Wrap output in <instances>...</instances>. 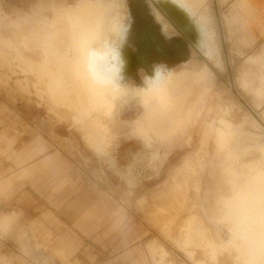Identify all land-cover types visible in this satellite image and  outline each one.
I'll use <instances>...</instances> for the list:
<instances>
[{
    "label": "bare ground",
    "instance_id": "bare-ground-1",
    "mask_svg": "<svg viewBox=\"0 0 264 264\" xmlns=\"http://www.w3.org/2000/svg\"><path fill=\"white\" fill-rule=\"evenodd\" d=\"M179 1H181L179 13L187 17V20L193 21L203 16L202 10L205 8L203 0ZM78 3L73 8L67 5L57 6L48 0H39L34 4L32 14L20 17V21L23 22L21 23L27 27L26 34L31 38V44L17 43L0 30V69L9 68V76L23 74V77L18 76L15 79L20 92L28 96L34 93L48 105L49 110L59 120L70 122L79 132L85 147L92 153L105 157L114 164L115 159L110 152L117 144L121 133L125 132L127 138L140 140L146 150L152 151L149 158L151 164L158 163L162 156L160 149L150 145L159 144L161 141L158 113H151L144 118L139 117L132 123L135 130L130 129L132 125L128 121L125 124L121 123L116 130L113 127L111 110L113 104L117 103L116 116L119 120L120 109L130 101L129 91L92 88L80 75L78 69L81 49L86 44L107 38L113 30L114 20L108 18L111 13L107 8L106 10L103 7L99 8L89 1L81 3L78 0ZM167 9L164 12L172 15ZM47 11L51 12V15H47ZM156 11L160 12L157 9ZM83 17L86 18L84 22L80 21ZM172 19L175 21L173 17ZM32 44L35 46H30ZM27 53L37 57L38 61L27 57ZM125 54L128 61L126 70L128 79L142 67L143 62L140 55L131 53L129 46L125 48ZM217 54L218 49L215 48L213 59H216V66L222 68L221 59ZM186 89L189 92L188 88ZM137 96L144 97L135 93L134 97ZM217 107L214 120L205 124L200 138L201 149L207 156H212L208 183V198L210 197L213 209L212 220L224 230L227 252L234 264H264V144L261 143L263 136L244 129L247 124L255 127L256 120L244 117V120L236 122L232 118L233 108L222 105ZM161 123L162 126L170 124L166 119ZM171 136L169 132H162V141ZM211 144L212 154L208 149ZM253 152H257L258 155L254 157ZM180 167L176 172L185 170L190 174L195 173L190 157L185 158ZM125 176L133 183V176L129 174ZM192 217L186 237L184 236L180 243L186 255L198 264H209L208 261L219 264L220 257L226 251L225 246L223 248L214 238L213 230L205 224L203 217L196 214ZM197 248L203 250L208 261L194 258ZM166 254V249L162 247V255Z\"/></svg>",
    "mask_w": 264,
    "mask_h": 264
},
{
    "label": "rangeland",
    "instance_id": "rangeland-1",
    "mask_svg": "<svg viewBox=\"0 0 264 264\" xmlns=\"http://www.w3.org/2000/svg\"><path fill=\"white\" fill-rule=\"evenodd\" d=\"M38 1L0 0L1 32L17 43L31 44L32 40L26 34L27 27L22 24L20 17L32 14V6ZM48 1L54 2L57 6L67 5L70 8L79 4L78 0ZM80 1L93 3V0ZM123 2V16L129 12L133 21V35L129 36L128 46L131 53L141 56L143 62L139 69L150 70L151 66L159 63L162 58L175 63L177 67H181L182 62L188 60L195 67L207 63L214 72L212 94L208 100L209 107H212L211 121L214 120L213 117L218 110L217 105L230 106L233 108L231 113H234L232 118L236 122L242 121L245 116L256 119L260 126L259 131L264 135L263 119L255 117L254 112L249 113L247 105L238 101L235 96L236 90L229 85L228 71L216 68L212 62L204 58L202 52L195 46L193 34L184 31L154 0H123ZM156 9L161 13L164 12V16L177 32L171 36L162 35V22L157 19ZM47 15H51V12L47 11ZM219 23L215 20L224 59L225 52ZM153 33L156 34V40L152 39ZM162 44L166 47V51L160 49ZM191 50H193L192 56H190ZM27 57L37 58L29 53ZM139 69L133 77L127 79L135 86H139L142 82ZM8 73L9 68L0 69V137H3L0 146L11 145L7 153L0 154V170L4 174H18V167L14 164L13 158L39 138L48 146L44 154L59 153V157L66 162L72 181L67 187L78 192H86L87 199L100 198L104 201L113 199L124 205L150 209L151 213L148 217L151 241L147 247L149 264H157L159 260L164 261L165 264H198L186 255L184 247L180 244L186 237L189 221L195 214L203 217L205 224L213 230L214 238L226 248L219 259V264H234L227 252L224 230L214 224L211 216L213 209L210 205V197L208 198V183L211 176L212 156H207L200 144L201 134L206 126V123L202 122L207 119L201 120L196 125L191 144L184 140H176L171 152L166 153L168 157L163 164L157 162L151 164L149 158L152 151L146 150L139 140L127 138L125 132H122L110 152L115 159V163L111 164L105 157H99L88 150L77 129L70 122L59 120L49 110L48 105L34 93L28 96L20 92L15 79L18 76L23 77V74H13L11 77ZM139 113V106L135 102H128L120 109L119 121L122 124L133 121ZM245 128L253 131L248 124ZM208 149L212 154L213 145H209ZM163 150L162 148V152ZM257 155V152H253L254 157ZM187 157L191 158L195 173L190 174L185 170L176 172ZM126 174L134 177L133 183L126 179ZM154 243L165 248L167 254L152 253L151 246ZM194 258L208 261L201 248H197ZM208 263L212 264L209 261Z\"/></svg>",
    "mask_w": 264,
    "mask_h": 264
},
{
    "label": "crops",
    "instance_id": "crops-1",
    "mask_svg": "<svg viewBox=\"0 0 264 264\" xmlns=\"http://www.w3.org/2000/svg\"><path fill=\"white\" fill-rule=\"evenodd\" d=\"M209 10L223 67L208 61L228 71L238 101L264 122V0H209ZM250 127L262 135L257 120ZM10 147L0 146V154ZM47 149L37 138L13 158L17 175L0 170V264H149L150 209L87 199L67 187L66 162ZM151 252L162 255V246L152 244Z\"/></svg>",
    "mask_w": 264,
    "mask_h": 264
},
{
    "label": "flooded vegetation",
    "instance_id": "flooded-vegetation-1",
    "mask_svg": "<svg viewBox=\"0 0 264 264\" xmlns=\"http://www.w3.org/2000/svg\"><path fill=\"white\" fill-rule=\"evenodd\" d=\"M203 1L205 3V4H203L205 8H204V10H202L203 16L200 19L196 18L193 21L187 20V17L185 18L179 13L180 12L179 9L181 7V1H179V0H172V1L158 0L157 2H159V4H161V6L163 8L162 11L166 12V9L168 8L169 11L172 12V15H171V13L169 15L175 19L176 23L183 30L185 29L184 31L193 34L195 37V40L198 37V39L195 41V46L198 47V49L202 52L204 58L207 61H208V59L212 61L213 57H214V55H213L214 50L216 48V49H218V52H219V47L217 45L215 31L213 30V28L211 26L209 0H203ZM160 2H162V3H160ZM91 4H94L99 8L103 7V8H105V10L107 8V10L110 11L111 15H108V18H110V19L112 18L114 20V22H112L113 23L112 24L113 29H114L115 25H117V23L119 22V19H121L123 17V11H122V9L124 7L123 0H93V3H91ZM156 16H157V19L162 22V26H163L162 27V35L167 34V35L171 36L175 32H177L176 28L172 25V23L170 21H168V19L164 16V12L161 13V12L156 11ZM66 21H67L66 22V29H67V27H68V16L66 17ZM80 21L84 22V21H86V18L83 17L80 19ZM163 24H165V25H163ZM112 26H111V28H112ZM198 31H200V33ZM130 35H133L132 28H131ZM152 35H153L152 39L156 40V34L153 33ZM160 49L162 51H166V47H164L163 44H162V46H160ZM192 51L193 50L190 51V56H192ZM32 59L34 61H38L37 58H32ZM160 62L167 65V67L169 69L168 77H167L165 83L163 84L162 88L158 92L153 93V94H149V95H144V97H138V96L134 97L135 93H137V92L129 91V93H130L129 94L130 95V101L129 102H131V101L135 102V104H137L140 108V113L133 121H128V122L131 123V125H132V127H130V129L135 130L136 128H135V126H133L132 123H134L135 120H137L139 117L144 118V117L150 115L151 113L152 114L158 113V117H159V128L158 129L161 133V141L159 144L152 143L150 145L153 146L154 148L160 149V154L162 156H161L158 163L163 164V162H165V160L168 157V156L166 157V153H168V151H169V153L171 152L173 144L176 142V140H178V139L184 140V141L191 144L193 139H194V131H195L196 125L201 120L203 121L204 119H207V120L203 121L202 122L203 124L204 123H211L210 113L212 111V107L211 108L209 107L208 100L212 94L214 73L207 63H204L200 67H195L194 65H191L189 63V60H188V61H183L181 67H177L176 64L174 65L173 62L167 61L165 58H162V60ZM222 67H223V65H222ZM136 72H135V74H136ZM133 76H129L128 78L133 77ZM195 77H196V79H194ZM191 80H192V82H191ZM194 82H196V83H194ZM140 86H143V82H141V84L137 87H140ZM199 86H200V88H198ZM201 86H203L204 88ZM186 88H188L189 92H187ZM204 89H205V91H204ZM190 90H191V92H190ZM183 91L187 92V93L184 94ZM183 97H185L186 99H184ZM145 100H147V101H145ZM149 104H151V105H149ZM146 106H148V107H146ZM176 106H178L177 109H176ZM117 107H118L117 103H114L112 110H111L113 127L116 130L119 128V126H121V123L116 116ZM174 111H175V113H174ZM176 115L179 116L178 117L179 119L176 117ZM163 119H166L167 123H170V124L168 126H165V125L162 126L161 122ZM162 132H165V133L169 132L172 134L171 137L167 138L169 141L167 139L164 140L165 142L162 141ZM134 139H136V138H134ZM139 142H141V141L139 140ZM162 148L164 149L163 152H162ZM132 182H133V180H132Z\"/></svg>",
    "mask_w": 264,
    "mask_h": 264
},
{
    "label": "clouds",
    "instance_id": "clouds-1",
    "mask_svg": "<svg viewBox=\"0 0 264 264\" xmlns=\"http://www.w3.org/2000/svg\"><path fill=\"white\" fill-rule=\"evenodd\" d=\"M132 17L126 13L107 38L86 44L80 52L79 73L92 88L135 91L142 95L158 92L165 83L169 69L162 62L154 63L151 69H139L143 86L137 87L126 78L127 57Z\"/></svg>",
    "mask_w": 264,
    "mask_h": 264
}]
</instances>
